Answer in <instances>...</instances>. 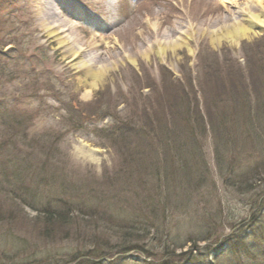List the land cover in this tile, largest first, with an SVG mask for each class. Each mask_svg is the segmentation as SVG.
Masks as SVG:
<instances>
[{
	"label": "rangeland",
	"instance_id": "1",
	"mask_svg": "<svg viewBox=\"0 0 264 264\" xmlns=\"http://www.w3.org/2000/svg\"><path fill=\"white\" fill-rule=\"evenodd\" d=\"M262 2L261 8L257 0H0V264H72L75 257L107 255H114L102 259L108 264H254L264 253V166L259 179L242 186L233 187L225 176L262 165L261 151L251 139L240 141L234 134L220 138L221 128L212 131L206 117L204 131L187 104L199 103L205 116L204 103H211L223 85L227 112L238 104L243 116L241 104L249 103L248 95L254 100V91L264 92V28L246 39L223 36L226 28L241 22L251 3V13L262 11L263 20ZM53 28L62 30L64 44L51 35ZM73 44L83 62L102 72L99 83L77 65L79 56L69 49ZM247 63L255 65L253 72ZM240 74L241 104L233 103L240 82L231 88ZM178 95L189 102L182 109L188 114L184 134L175 140L182 151L192 153L182 158L190 174L180 177L179 169L166 174V165L159 164L164 172L158 177L165 181L168 176L174 191L167 196L178 206L167 209L166 219L161 211L145 213L150 221L158 219L155 228L165 235L157 237L153 227L149 234L137 232L132 239L144 240L119 255L120 234L129 231L119 229L118 222L128 226L139 221L147 195L159 201L156 180L143 174V180L150 179L149 188L128 190L121 157L100 146L93 133L73 132L69 113L75 105L81 111L95 103L111 106L113 114L123 101L137 104L139 111L151 105L167 128ZM116 111L125 114L124 106ZM17 116L26 122L10 141L14 134L3 123ZM112 117L99 118L89 129L110 128ZM174 149L170 142L167 151ZM217 153L225 167L221 172ZM59 201L70 203L73 214L48 225L41 211L49 203L61 205ZM96 210L117 222L108 225L95 216ZM249 225L246 238L233 235L235 253L216 251L224 238ZM202 237L211 240L196 241ZM190 240L174 257L167 256L165 245L171 242V251ZM196 246L195 258L184 257L189 251L195 255Z\"/></svg>",
	"mask_w": 264,
	"mask_h": 264
},
{
	"label": "trees",
	"instance_id": "2",
	"mask_svg": "<svg viewBox=\"0 0 264 264\" xmlns=\"http://www.w3.org/2000/svg\"><path fill=\"white\" fill-rule=\"evenodd\" d=\"M248 64V68L251 72H253L254 64ZM241 74L237 77H240L239 79H232L231 81V88L237 87V82H240L241 80ZM254 79V76L251 80ZM240 80V81H239ZM218 80L216 83L221 85ZM239 91H237L235 95V101L233 103H239L241 104L240 99L242 97L240 96L241 87L244 88V84L240 82L239 85ZM246 88V87H245ZM146 89L152 90L153 88L151 86H147ZM234 89V88H233ZM227 93V88L218 87L216 90V93L214 97H212L211 103H204L205 113L203 116L201 114V110L199 109V103L194 104H187L189 108L191 106L192 111H194L197 115V117L200 119L202 125L204 126V118L208 121V125L210 126L211 130H217L218 133H220L221 128V136L220 138H223L224 136H231L234 134L236 138H238L240 141L246 140H252L253 147L259 149L261 151V157L262 160L259 161L262 163V165H259L258 163L255 165L254 168H252L249 172H243V173H237L235 170H232L231 173L227 174L225 176L227 181H234L232 182V186H242L244 184H248L250 181H254L256 179H259V177L262 174V171L259 170L261 166H264V92L256 94L254 91V95L256 99L252 100L250 95H248L249 103L247 101H243L242 109H243V116L239 115V105L237 104L232 112H227L226 105L224 103V98ZM178 103H176L175 99V108L176 110L174 112H171V118H173L172 124L171 120L165 117L166 122L169 124L166 127L161 123V118L157 113L154 112V109L151 108V105H149V109H147L146 106H142V109L139 111L137 104H129V103H117L115 108V113H112V107L103 105L104 103H95L88 108L84 110H78L77 106H73L71 109V112L69 113L70 120L73 122V126L71 127V130L73 132L81 133L84 130V133L86 134H94L98 144L102 147L109 146L110 148L114 149L115 152L121 157L122 163L121 164V170L120 173L123 174L122 176L125 178V181L123 184H125L126 188L128 190H134L136 187L139 186L141 190L143 188L148 189L149 188V180H143L144 176H152L154 180H156L157 189L155 191L156 199L159 201H163V203H159V201H154L153 199H150L151 197L147 195V199L142 206L140 207L139 211L144 214L142 218L139 219V221H136L135 223H130V225H121L124 223L118 222L119 224L117 227L119 229H125L128 230V233L120 234V243H118V246L121 248L122 251L118 252V254H125L131 250H134L133 244L140 243V240H144L143 238H138L136 240L132 239V236H136L133 234H137V232L140 234L142 233H150L151 227L157 231L156 236L160 237L165 235L163 231H159V229L155 228V224H158V219H155V217L151 218L153 219L150 221V219L147 217L148 215L145 214L149 212L151 216H153V212L155 211H161L163 214L164 219L168 217V211L167 209H173V204L175 205L174 208H177L178 203L172 201L168 198V196L171 198L173 196V187L169 185L168 176L167 179L165 177V181L161 180L160 176L158 177V173L166 172L172 173L177 172L176 170L179 169V176L184 177L186 173L189 172L190 174V165L187 163L182 162V158L185 157V154H192L191 152H188V150H183V145H181L176 140H180L183 136L184 132L182 130L185 128V125L188 121V114L184 112L182 109L184 107V103H189L187 100V97L185 95H178ZM257 100V101H256ZM256 101V103H254ZM171 105V104H169ZM253 105L255 109V113L253 115ZM120 106H124V112L125 114L121 117L120 113L116 111ZM137 106V108H136ZM181 109V110H180ZM151 110L153 111L151 113ZM18 115V114H17ZM112 117L115 120V123L110 128H98L93 127V131H91L89 128L91 125L96 124L97 120L100 118L101 121H104L108 117ZM18 117V116H17ZM20 118L21 120H19ZM18 118H15V121H12L11 119L6 120L7 122L3 123L5 127H8L9 132H13L14 135L10 137V141L18 138L17 133H19V130H21L23 126L24 119L23 116H19ZM246 123V127L243 126L242 121ZM29 122L33 121V118L30 117L28 119ZM26 122V121H24ZM194 122V121H193ZM183 124V125H182ZM179 128H178V126ZM163 129H166L167 132L164 137ZM203 130L206 131V127H203ZM11 132V133H12ZM174 132H177L178 134H175ZM26 134H24V137L22 140H25ZM176 139V140H175ZM170 142H172L173 145H175V149L172 153L168 152L167 150L170 147ZM15 144V143H13ZM15 147V146H14ZM15 149H17L15 147ZM191 156V155H189ZM218 157V162L220 164H217V167L219 168V171H223L225 168L221 157L219 153L216 154ZM125 159V160H123ZM237 163L239 162V158L236 160ZM159 164L166 165V169H162L159 167ZM49 165V161L44 164ZM255 170V173H254ZM264 171V170H263ZM233 172V174H232ZM120 174V175H121ZM141 175L142 177H135L136 175ZM144 174V176H143ZM221 174V173H220ZM119 175V176H120ZM160 175V174H159ZM166 176V175H165ZM185 178V177H184ZM117 181L120 180V177L116 179ZM205 180V178H204ZM137 181V183H136ZM235 181L238 182V184H235ZM151 182V181H150ZM171 182V181H170ZM174 182V181H172ZM132 183H136V185H133ZM127 184V185H126ZM133 187V188H132ZM151 192L150 195H153V184L150 186ZM242 187H240V190ZM173 190V191H172ZM249 190V189H248ZM242 191V190H241ZM164 195V197H160ZM168 195V196H167ZM264 195V194H263ZM174 198V197H173ZM172 198V200H173ZM179 198V196L177 197ZM175 199V198H174ZM259 202V201H258ZM258 202L256 205H258ZM54 202L49 203L47 208L41 211L42 215L44 216L45 222L49 225L53 222L61 221L70 219V216L73 214L72 205L70 203L66 202ZM28 206V205H27ZM31 206V205H30ZM152 209V211H151ZM98 212L95 214V216L100 217L103 221H105L108 225L113 226L114 223H116V219H113L111 217H108L106 213H102L99 210H96ZM214 220V219H213ZM150 222V223H149ZM121 223V224H120ZM255 223V222H254ZM127 227V228H126ZM244 229L242 226L238 230H236L235 233L232 235H229L228 237L224 238L222 241V244L219 246V248L216 249V251L231 249L234 253V248L237 246V243L235 242L233 244V235H239L238 238H241L242 236L246 238V236L249 235L248 228ZM149 228V229H147ZM251 228V227H250ZM257 231V230H255ZM238 232V233H237ZM118 234V233H117ZM143 234V235H147ZM243 234V235H242ZM250 234H254L253 231ZM143 235H140L141 237ZM234 235V236H235ZM45 237L49 238L50 236L47 234H44ZM139 236V235H138ZM144 236V237H145ZM254 236H256L254 234ZM263 238V237H262ZM132 239V240H131ZM166 239V238H165ZM139 240V241H138ZM211 238H200L196 241L198 242H209ZM196 241L194 244L196 245ZM192 242V240L185 242L184 244H181L179 246H173V249L170 251V244L165 245V251L167 252V256H175L178 249L184 248L186 244H189ZM197 253L194 255L192 251H189L186 253L185 256H188V259H193L196 257V255L199 253V247H197ZM114 255H107L106 257H75L73 258L70 263L72 264H108L106 261H103V258H112ZM163 264H169L168 262H165ZM233 264H249L245 263L244 261H237ZM254 264H264V253L258 258H256V262Z\"/></svg>",
	"mask_w": 264,
	"mask_h": 264
},
{
	"label": "bare ground",
	"instance_id": "3",
	"mask_svg": "<svg viewBox=\"0 0 264 264\" xmlns=\"http://www.w3.org/2000/svg\"><path fill=\"white\" fill-rule=\"evenodd\" d=\"M41 3V2H39ZM235 4V3H231ZM257 5L263 7V2L262 0H257ZM247 7L249 11H245V13H242V19L240 23H236L235 26L232 28H226L225 30V35L223 36L227 37L228 39H246L249 37V34L254 33L253 31H260L262 28H264V19L262 20V11L260 14L255 15L252 14V10L250 11V7L253 8L252 3L249 4ZM60 30L59 28H53L51 30V35L57 38V40L60 41L61 44H64L63 37L60 35ZM219 36L216 35L215 39H217ZM214 40V38H213ZM70 53L75 54L76 56H79V60L77 61V65H81L82 67L85 68L86 70V77L90 78L95 84L99 83L102 80V77L104 76L102 72L98 71L96 72L92 67H89L86 62H83L81 60L78 49L76 50L75 45L69 46ZM164 52V51H163ZM96 85L93 84L92 87H95Z\"/></svg>",
	"mask_w": 264,
	"mask_h": 264
}]
</instances>
